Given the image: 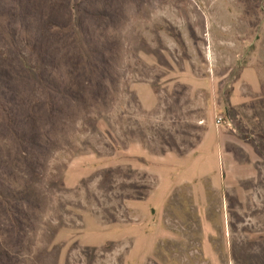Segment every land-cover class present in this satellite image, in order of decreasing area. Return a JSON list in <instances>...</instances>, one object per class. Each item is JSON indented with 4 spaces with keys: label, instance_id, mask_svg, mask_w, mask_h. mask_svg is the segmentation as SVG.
<instances>
[{
    "label": "rangeland",
    "instance_id": "374dc122",
    "mask_svg": "<svg viewBox=\"0 0 264 264\" xmlns=\"http://www.w3.org/2000/svg\"><path fill=\"white\" fill-rule=\"evenodd\" d=\"M115 1L121 12L112 37L119 52L99 95L82 90L79 102L63 105L64 117L51 123L43 102L56 96L41 85L23 91L33 103L28 124L34 131L50 126L37 137L42 149L23 155L11 143L4 152L12 161L4 164L11 167L9 183L26 188L34 201L31 228L21 249L9 248V264L202 260L195 252L201 222L187 205L189 189L176 190L165 209L148 203L165 158L193 155L211 125L235 135L230 148L247 169L241 192L253 200L245 218L259 231L235 261L264 264V0ZM77 25L74 11L67 30L81 43ZM238 207L230 203L225 224L234 246ZM214 217L220 227L224 211ZM4 221L0 209V249L7 245Z\"/></svg>",
    "mask_w": 264,
    "mask_h": 264
},
{
    "label": "trees",
    "instance_id": "16d2710c",
    "mask_svg": "<svg viewBox=\"0 0 264 264\" xmlns=\"http://www.w3.org/2000/svg\"><path fill=\"white\" fill-rule=\"evenodd\" d=\"M117 4L115 0H81L77 5L73 0H0V209L8 245L0 249V264L11 263L14 251L9 248H22L31 228L28 205L34 204L26 188L9 183L11 167L4 164L12 161L4 152L11 143L23 155L29 148L42 149L44 142L37 137L48 134L50 126L34 131L28 124L33 103L23 91L42 86L56 96L43 102L51 123L64 117L63 105L79 102L82 90L99 95L109 85L119 52L112 37L121 12ZM74 11L81 43L73 30H67ZM24 160L31 167V157Z\"/></svg>",
    "mask_w": 264,
    "mask_h": 264
},
{
    "label": "crops",
    "instance_id": "0c3cea01",
    "mask_svg": "<svg viewBox=\"0 0 264 264\" xmlns=\"http://www.w3.org/2000/svg\"><path fill=\"white\" fill-rule=\"evenodd\" d=\"M232 98V101L236 102L235 95ZM234 141L235 135L229 129L209 126L193 155L183 157L180 161H173L171 156L165 158L163 177L154 197L148 203L165 209L169 200L174 198L176 190L182 187L189 189L187 205L196 209L201 222V231L199 236L196 235L199 240L195 252L202 256V260H197L196 264H238L234 257L241 255L243 244L250 239L255 241L259 237V231L256 229L258 226L252 223L254 221L252 217L245 218L246 206L252 204L253 200L244 196L245 192H241V182L246 178L244 176L247 169L230 148L235 144ZM234 200L240 212L238 220V210L233 211V214L235 213L233 222L237 230L233 233L236 238L235 246L231 242L232 234L229 231L228 236L225 229V224L231 219L230 203H234ZM183 205L185 206V203ZM222 210L224 221H221L219 227L214 214ZM257 248L256 246L252 254L257 253ZM150 249L148 248L149 251ZM240 264L253 263L251 259L249 263L241 261Z\"/></svg>",
    "mask_w": 264,
    "mask_h": 264
},
{
    "label": "built area",
    "instance_id": "2783aa9c",
    "mask_svg": "<svg viewBox=\"0 0 264 264\" xmlns=\"http://www.w3.org/2000/svg\"><path fill=\"white\" fill-rule=\"evenodd\" d=\"M216 123L217 125H222L223 124L222 118L217 119Z\"/></svg>",
    "mask_w": 264,
    "mask_h": 264
}]
</instances>
